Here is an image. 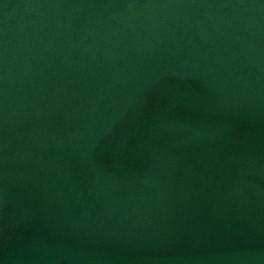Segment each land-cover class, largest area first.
I'll use <instances>...</instances> for the list:
<instances>
[{
  "label": "water",
  "instance_id": "water-1",
  "mask_svg": "<svg viewBox=\"0 0 264 264\" xmlns=\"http://www.w3.org/2000/svg\"><path fill=\"white\" fill-rule=\"evenodd\" d=\"M0 264H264V0H0Z\"/></svg>",
  "mask_w": 264,
  "mask_h": 264
}]
</instances>
